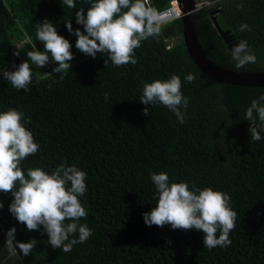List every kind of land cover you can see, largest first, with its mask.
<instances>
[{
  "label": "trees",
  "instance_id": "obj_1",
  "mask_svg": "<svg viewBox=\"0 0 264 264\" xmlns=\"http://www.w3.org/2000/svg\"><path fill=\"white\" fill-rule=\"evenodd\" d=\"M169 1L153 4L164 10ZM204 1L209 5L195 11L193 20L210 63L236 72L264 71V0ZM75 3L71 9L63 0H0V71H14L13 65L26 60L28 51L44 50L36 24L45 19L72 44L74 59L63 80L52 72L57 65L32 64L33 83L24 94L0 74V112L16 108L31 117L26 127L40 149L22 162L25 174L34 167L51 173L64 159L86 172L88 190L80 200L88 215L80 223L93 232L71 252L53 249L42 226L41 231H28L10 215L12 196L0 193V241L15 227L16 241L37 242L27 257L17 249L11 264H264V132L261 140H252L245 120V110L264 95V87L227 86L202 76L184 50L179 19L163 25L159 37L142 41L135 65L105 66V55L97 53L94 59L75 48L76 37L65 23L70 20L73 30L83 32L75 12L90 7L87 0ZM216 10L219 29L229 31L237 43L247 41L255 63L234 66L208 17ZM241 23L250 30L239 32ZM15 41L21 42L17 51ZM45 72L52 77L41 78ZM173 74L181 78V91L189 98L182 109L185 124L164 106L139 101L144 82ZM188 74L195 76L194 82L185 81ZM145 107L150 108L148 116L142 115ZM150 171L167 173L171 182L229 194L237 213L231 244L209 250L203 246V233L195 229L146 226L142 213L157 203ZM168 240L171 245H166Z\"/></svg>",
  "mask_w": 264,
  "mask_h": 264
},
{
  "label": "clouds",
  "instance_id": "obj_2",
  "mask_svg": "<svg viewBox=\"0 0 264 264\" xmlns=\"http://www.w3.org/2000/svg\"><path fill=\"white\" fill-rule=\"evenodd\" d=\"M90 7L75 12V22L81 25L83 32L73 30L71 21L65 23L67 31L76 37L75 48L85 56L96 58L97 53L107 57L105 66L111 62L114 67L135 65V50L142 41L161 35L164 14L154 6L153 0H87ZM68 8L75 9V0H63ZM238 8L242 5H237ZM180 18V17H179ZM176 20V19H175ZM250 30L241 23L238 31ZM36 38L42 42L43 51H28L27 59L14 71L2 70L0 74L14 89L30 92L33 83L31 65L37 68L57 65L53 73H60V80L70 72L74 59L72 44L58 35L57 28L47 19L36 24ZM19 53H16L18 55ZM231 59L239 69L256 62V56L247 41L241 40L231 49ZM31 62V63H30ZM51 74L42 73L41 78ZM52 77V76H51ZM188 83L194 82V75L184 77ZM182 81L178 75L168 79H155L144 82L139 101L142 105H162L172 112L180 124H185V112L189 98L181 91ZM104 99L108 100L105 93ZM150 108L142 110L148 116ZM245 120L250 122L248 132L252 140L262 139L264 132V95L253 99L245 110ZM259 121V124H258ZM31 117H25L23 111L9 108L0 112V193L11 194L8 211L15 220L23 224L28 231H41L48 236V244L53 249L71 252L74 245L85 243L92 235L86 219L88 212L82 206L80 197L87 192V174L66 159L51 173L41 167L22 169V162L35 155L40 145L35 142L33 133L26 127ZM155 186L157 203L149 212L142 213L144 224L148 227H164L172 230L189 231L195 229L203 233V246L212 250L217 246L224 248L231 244L229 234L236 227L237 213L233 211L231 197L211 187L203 189L194 183L171 182L165 172L149 173ZM0 201V209H3ZM16 228L11 227L5 234V246L11 255L19 252L27 257L36 246L35 240L27 243L15 239ZM78 236V238H71ZM172 241H166L171 245Z\"/></svg>",
  "mask_w": 264,
  "mask_h": 264
},
{
  "label": "water",
  "instance_id": "obj_3",
  "mask_svg": "<svg viewBox=\"0 0 264 264\" xmlns=\"http://www.w3.org/2000/svg\"><path fill=\"white\" fill-rule=\"evenodd\" d=\"M180 12L181 40L184 50L193 67L205 78L215 83L234 87H264V71L236 72L221 69L206 58L203 53L195 32L193 14L195 12L194 0H175ZM220 10L211 11L208 14L212 26L217 31L226 51L238 44L233 41L229 31H221L216 24L214 16Z\"/></svg>",
  "mask_w": 264,
  "mask_h": 264
},
{
  "label": "built area",
  "instance_id": "obj_4",
  "mask_svg": "<svg viewBox=\"0 0 264 264\" xmlns=\"http://www.w3.org/2000/svg\"><path fill=\"white\" fill-rule=\"evenodd\" d=\"M194 5H195V11H197L198 9H200L202 6H208L209 3L205 2L204 0H196V2L194 1ZM163 14L164 17L162 19V26L175 20V19H179L180 17V12L177 8V4L175 0H170L168 7L166 9H162L160 10Z\"/></svg>",
  "mask_w": 264,
  "mask_h": 264
},
{
  "label": "crops",
  "instance_id": "obj_5",
  "mask_svg": "<svg viewBox=\"0 0 264 264\" xmlns=\"http://www.w3.org/2000/svg\"><path fill=\"white\" fill-rule=\"evenodd\" d=\"M4 241H0V264H11V254L4 248Z\"/></svg>",
  "mask_w": 264,
  "mask_h": 264
},
{
  "label": "rangeland",
  "instance_id": "obj_6",
  "mask_svg": "<svg viewBox=\"0 0 264 264\" xmlns=\"http://www.w3.org/2000/svg\"><path fill=\"white\" fill-rule=\"evenodd\" d=\"M196 2V0H194ZM21 42L19 41H15V45H14V51H17V49L19 48Z\"/></svg>",
  "mask_w": 264,
  "mask_h": 264
}]
</instances>
